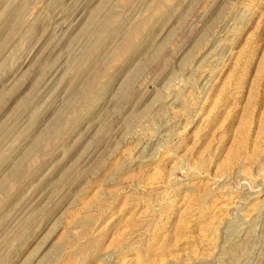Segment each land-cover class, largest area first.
I'll use <instances>...</instances> for the list:
<instances>
[{"label": "rangeland", "instance_id": "obj_1", "mask_svg": "<svg viewBox=\"0 0 264 264\" xmlns=\"http://www.w3.org/2000/svg\"><path fill=\"white\" fill-rule=\"evenodd\" d=\"M0 264H264V0H0Z\"/></svg>", "mask_w": 264, "mask_h": 264}]
</instances>
